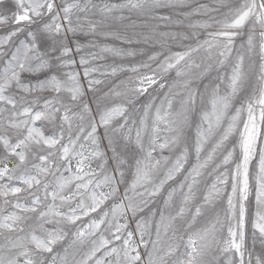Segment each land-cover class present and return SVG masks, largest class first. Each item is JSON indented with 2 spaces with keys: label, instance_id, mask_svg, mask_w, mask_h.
<instances>
[{
  "label": "rangeland",
  "instance_id": "obj_1",
  "mask_svg": "<svg viewBox=\"0 0 264 264\" xmlns=\"http://www.w3.org/2000/svg\"><path fill=\"white\" fill-rule=\"evenodd\" d=\"M0 264H264V0H0Z\"/></svg>",
  "mask_w": 264,
  "mask_h": 264
}]
</instances>
